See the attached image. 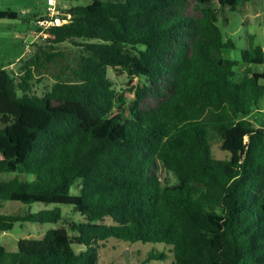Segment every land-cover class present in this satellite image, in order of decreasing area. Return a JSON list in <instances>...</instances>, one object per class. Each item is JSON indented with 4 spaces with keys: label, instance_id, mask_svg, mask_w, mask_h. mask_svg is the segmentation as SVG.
I'll return each mask as SVG.
<instances>
[{
    "label": "trees",
    "instance_id": "obj_1",
    "mask_svg": "<svg viewBox=\"0 0 264 264\" xmlns=\"http://www.w3.org/2000/svg\"><path fill=\"white\" fill-rule=\"evenodd\" d=\"M190 1L72 5L68 23L42 38L45 58L24 60L16 74L0 70V203L69 205L80 216L19 240L17 250L0 245V264H101L99 243L111 238L164 244L172 264H264V124L250 119L264 116V72L251 68L264 65V50L249 36L238 76V62L222 56L235 44L218 22L249 0H216L220 10L196 0V15ZM0 19L18 13L0 11ZM66 42L82 48L76 81L39 92L34 69L62 56L55 48ZM110 69L135 85L130 100ZM148 97L157 106L143 108ZM216 131L228 158L213 154ZM158 162L178 185L163 186ZM64 216L59 206L0 213V233ZM167 258L153 250L146 261Z\"/></svg>",
    "mask_w": 264,
    "mask_h": 264
},
{
    "label": "rangeland",
    "instance_id": "obj_2",
    "mask_svg": "<svg viewBox=\"0 0 264 264\" xmlns=\"http://www.w3.org/2000/svg\"><path fill=\"white\" fill-rule=\"evenodd\" d=\"M90 0H62V3L70 8L76 4H87ZM198 3L191 0L187 12L191 15L200 14ZM211 7L219 9L216 0L211 1ZM11 10L18 13V19H0V70L6 69L13 74L20 72L24 60H29L39 54L42 58L44 50L51 51L42 42V36H38L37 19L46 13V0H0V11ZM218 25L223 31L225 40H231L235 44L234 49H224L222 56L235 60L238 65L235 67L238 76H243L248 65L242 61V52L249 48V36L255 37V45L264 50V0H249L243 2L236 12L225 10L220 14ZM62 56L57 57L52 63H46L43 67L35 68V80L39 81L37 90L44 92L46 87H50L59 79L67 82L76 81L75 70L80 69L82 63V48L66 42L55 48ZM251 68L255 72H264V65H253ZM109 75L114 82L115 90L119 95L127 100L132 98L131 91L135 90V85L131 84L126 75H118L111 69ZM158 101L153 97H148L143 103V108L157 106ZM261 111L264 112V101L261 104ZM117 117L115 111L112 115ZM256 127L264 124V116L255 113L250 117ZM210 141L213 145V154L219 158H228V154L221 150L224 142L223 131L210 133ZM159 180L166 187H173L179 184L176 175L165 168L160 162L154 168ZM7 176V175H6ZM4 178H6L4 176ZM33 180L34 176H26ZM72 194H78V189L73 187ZM55 206L62 208L65 218L55 224L40 223H17L14 228L5 233H0V245L10 251L17 250L18 241L21 239H42L47 231L66 226L69 219L78 220L79 215H74L69 209V205H55L35 203L25 205L19 202L0 203V213L25 215L29 212L35 213L44 209H52ZM109 222V220H107ZM83 247H76L81 251ZM157 250L168 255L164 261L147 262L149 252ZM99 258L101 264H172L174 257L171 248L164 244H142L129 243L114 238L99 243Z\"/></svg>",
    "mask_w": 264,
    "mask_h": 264
},
{
    "label": "built area",
    "instance_id": "obj_3",
    "mask_svg": "<svg viewBox=\"0 0 264 264\" xmlns=\"http://www.w3.org/2000/svg\"><path fill=\"white\" fill-rule=\"evenodd\" d=\"M71 19V14L67 12V7L62 3V0H46V13L44 17L37 21L38 36L47 38V31L60 27L68 23Z\"/></svg>",
    "mask_w": 264,
    "mask_h": 264
}]
</instances>
